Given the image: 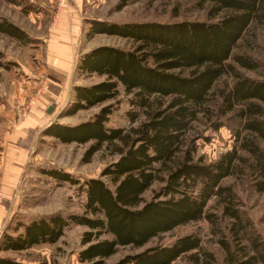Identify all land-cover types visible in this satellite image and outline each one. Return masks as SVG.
I'll return each instance as SVG.
<instances>
[{
    "label": "trees",
    "instance_id": "1",
    "mask_svg": "<svg viewBox=\"0 0 264 264\" xmlns=\"http://www.w3.org/2000/svg\"><path fill=\"white\" fill-rule=\"evenodd\" d=\"M187 1L205 9L207 19L87 21V38L116 35L131 40V47L99 45L81 54L76 70L104 79L75 85L72 102L59 116L101 105L121 87L131 125L108 126L112 104L85 121L46 125L43 135L62 143H89L84 161L103 147L117 158L100 177L78 187L84 194L81 212L19 219L16 235L0 233V251L54 244L65 227L76 224L87 227L78 260L106 264L119 246L142 247L177 226L205 219L223 260L200 237L188 234L128 254L116 264H183L177 262L181 258L187 264H264V240L242 210L234 186L223 183L232 177L264 193V78L244 73L263 67L252 53L259 39L264 42V0ZM126 3L120 1L118 9ZM0 32L29 39L6 18H0ZM3 58L0 51V66L8 68ZM140 115L143 119L134 125ZM200 124L212 131L228 127L232 133V146L210 162L198 154L199 136H192ZM42 172L58 183H78L56 168ZM155 182L160 186L145 200L143 193ZM210 201L214 204L208 209ZM0 264L27 263L0 256Z\"/></svg>",
    "mask_w": 264,
    "mask_h": 264
},
{
    "label": "rangeland",
    "instance_id": "2",
    "mask_svg": "<svg viewBox=\"0 0 264 264\" xmlns=\"http://www.w3.org/2000/svg\"><path fill=\"white\" fill-rule=\"evenodd\" d=\"M122 0H0V18H6L20 27L29 37L27 41L14 39L0 32V51L8 68L0 66V211L3 213L0 233L16 235L19 219L29 220L36 215H48L56 212L68 214L81 212L84 194L78 190L89 178L100 177L102 170L117 155L106 147L92 155L89 161L83 160L89 143H62L52 136L43 135L46 126L23 127L29 111L37 108L45 114L47 120L63 123L64 120L75 124L91 118L102 105L112 104L108 126L129 127L127 111L130 109L122 88L119 94L101 105L81 109L75 114L58 116L61 109L73 100L75 85H90L104 77L96 74L83 75L76 70L79 56L99 45H112L130 48L131 40L116 35L98 33L86 37L87 21L92 19L116 22L160 21L174 22L181 20H205V9H197L187 0H125L127 3L118 9ZM61 16L68 18V28H78L76 49L69 68L61 71L50 64L46 58L48 51L67 57L60 45L51 49V30L58 25ZM257 50L252 53L263 65L258 72L244 70L251 77L264 78V42L259 39ZM39 108V109H38ZM50 109V112H48ZM59 119V120H57ZM143 119L134 123L138 124ZM44 125V124H43ZM197 139L198 154L207 162L215 160L221 152L233 144V137L228 127L212 131L200 124L193 131ZM13 168L18 174L13 184H3V176ZM56 168L65 171L78 183H58L43 169ZM107 180V178L102 177ZM224 184H232L239 196L241 208L249 217L255 230L264 240V193L252 191L246 181L228 177ZM158 182L143 193L149 200ZM9 189V191H5ZM214 202L210 201L208 209ZM87 227L69 224L63 235L54 244L33 246L23 251H0V256L15 258L27 264H84L78 260L82 233ZM195 234L202 245L215 253L218 261L223 260L216 237L212 234L207 220L202 219L180 225L171 231L152 238L142 247L119 246L116 253L106 258V264H116L128 254H134L154 245H168L175 239ZM103 237V236H102ZM105 237V236H104ZM177 262L185 263L183 258Z\"/></svg>",
    "mask_w": 264,
    "mask_h": 264
},
{
    "label": "crops",
    "instance_id": "3",
    "mask_svg": "<svg viewBox=\"0 0 264 264\" xmlns=\"http://www.w3.org/2000/svg\"><path fill=\"white\" fill-rule=\"evenodd\" d=\"M78 1V0H76ZM69 24L68 18L65 16H61V18L59 19V22L57 23V27L54 30H51V49H57L60 47V45H64L63 47V51L65 56L67 57H62L60 56V53H56L53 51H48V53L46 54V58L48 60V62L52 65H54L55 67L57 66L59 69H61V71H65L69 68V66L71 65L72 59H73V54L75 52L76 49V35L78 34V28L74 27V28H68L67 25ZM39 109V108H38ZM62 117V118H65ZM48 118H46L45 114L39 113L37 108H33L31 111H29L28 116L24 119V124L23 127H36L42 124V126L47 125V123H49L50 121L47 120ZM59 120V119H57ZM63 123L66 124H73L68 122L67 120H64ZM44 124V125H43ZM18 174V169L13 168V171L7 173V175L5 174L3 176V184L4 182H6V184L10 183L13 184L14 180L16 179V176ZM5 191H9V189L5 188ZM3 218V213L2 211H0V227H1V221Z\"/></svg>",
    "mask_w": 264,
    "mask_h": 264
},
{
    "label": "water",
    "instance_id": "4",
    "mask_svg": "<svg viewBox=\"0 0 264 264\" xmlns=\"http://www.w3.org/2000/svg\"><path fill=\"white\" fill-rule=\"evenodd\" d=\"M48 112H50V109H48ZM59 116V115H58Z\"/></svg>",
    "mask_w": 264,
    "mask_h": 264
}]
</instances>
